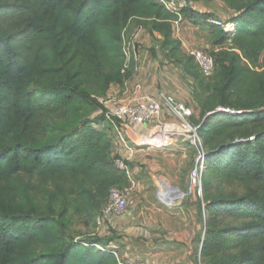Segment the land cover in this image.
Instances as JSON below:
<instances>
[{
  "label": "trees",
  "instance_id": "16d2710c",
  "mask_svg": "<svg viewBox=\"0 0 264 264\" xmlns=\"http://www.w3.org/2000/svg\"><path fill=\"white\" fill-rule=\"evenodd\" d=\"M223 1L229 21L193 6L180 13L212 37L207 80L174 38L178 16L156 0H0V264H120L107 242L71 239L69 229L128 183L98 112L131 78L124 36L133 22L160 34L163 53L194 81L206 154L201 263L264 264V130L253 131L264 124V0ZM215 181L244 193H213Z\"/></svg>",
  "mask_w": 264,
  "mask_h": 264
},
{
  "label": "rangeland",
  "instance_id": "374dc122",
  "mask_svg": "<svg viewBox=\"0 0 264 264\" xmlns=\"http://www.w3.org/2000/svg\"><path fill=\"white\" fill-rule=\"evenodd\" d=\"M190 3L191 5L195 4L192 6H194L196 9L201 10L202 12H207L209 10L213 11L221 20L229 21L232 15H234V11L231 10L228 4L223 0H190ZM138 27L139 26L136 25L134 22L131 23L128 31L125 34V49L126 52L130 55V57L132 56L131 51H133V47L130 46V41L137 32ZM202 35H204L203 30H198L196 27L192 26L186 21L181 24L179 31L174 32V38L177 41H180L181 43H188L187 46L184 47L186 51L188 49H194L198 47V45L195 44V41L198 40V38H201ZM147 38L148 39L144 42H138V38L136 48H138L140 53L142 51H145V55L146 52H148L151 56V59L148 58V60L150 62H155V66L156 64L158 65L156 77L159 80L164 79L166 77H170L172 80L179 81L180 84L177 83L179 88H182L183 84L187 85L188 87H191L190 81L194 85V81L190 77H187V75L181 71V68L178 67L177 64H175L170 58L166 57V55L163 53L160 47L161 39L149 35L147 36ZM147 41L150 43H147ZM157 49L159 51H157ZM205 50L211 52L213 50V45L211 46V48H206ZM144 54H140L141 61H138L134 58H130L129 72L131 74L130 79L132 82H139L141 80L139 71L141 66L147 59V57L143 58ZM212 75L206 77V79H211ZM129 84L130 86H132L136 83ZM186 92L190 95V97H192V104L190 107L193 109L194 116L191 119V123L195 125L194 123L196 121L201 120L202 113L195 100L194 90H188ZM162 121L167 125L171 123H180L179 120L169 115L163 117ZM149 125L154 126L155 123H151ZM260 130H264V124L259 128L253 129V131ZM169 143L170 146L161 147L165 150L164 152L155 151V153H150L147 159H145L146 154H144L143 160H145V164L142 160V171L134 175L131 172L132 182L135 183L141 179L144 182V186L141 192L135 191V186V189L132 194L133 200L131 206L138 212H141V210L145 211L144 217L140 216L139 214L136 215L134 218V221L137 222V224H141L142 226L144 224L148 225L151 222H155L156 225L161 226L162 222H164L165 218H163L162 216H158V214L152 213L154 209L161 208L173 212L175 211L174 215L172 214V222L174 221L175 223V226L172 228L174 233L170 232L169 230H165L162 227L161 229L165 230L164 233H155L154 231L153 234L151 232V234H146L142 236L135 235L137 238L134 237V235L132 236L131 234L126 235L124 229L128 227L127 225L131 223V220L126 217V214L131 210V207L129 205L127 213L123 217L101 219L103 207H100L92 215L85 214L82 216H73L72 224L69 229V237L71 239H79L85 241L100 239L104 242H107L108 245H133L141 243H155V245H158V242L162 241L165 237L168 236V238H170V236H173L175 238L174 242L169 241L165 245H197L198 247L195 249L198 258L197 261L198 264H202L200 252L202 248V240L204 238V233L206 230V216L202 206V182L201 185H199L198 182L194 184L191 179L193 171L196 167L198 149L194 145H192L189 139L183 136H181L177 140L172 139ZM170 149L174 150L170 151ZM164 153H166V155H163ZM117 155L120 157L118 151L113 153L114 157H117ZM127 163L130 169H132L133 164L131 160L127 161ZM17 179L28 182L34 187L39 186V181L36 178H32L26 175H19ZM161 179H164L166 183L165 188L167 189L169 195L171 194L172 196H176L177 194H179L177 189L174 188L178 187L184 193V196L171 204H169L167 201H164L159 196L161 192L159 185L164 183V181L160 182ZM128 185L130 186L129 182L126 184V186ZM234 191L238 193H244V188L238 186L231 187L228 185L220 184L216 181L213 182V193H230ZM177 209L178 212H180V215L177 214ZM151 215L153 221L150 220ZM193 218H196L195 221H193ZM114 219L115 221H112ZM229 222H232L230 218L221 217V219L217 223L227 224ZM192 225L196 226L197 233L194 235H192L191 232ZM132 240L134 241V243ZM112 249L119 252L121 263L126 264L127 262H125V258L123 257V254H121L120 250H118L117 246Z\"/></svg>",
  "mask_w": 264,
  "mask_h": 264
},
{
  "label": "built area",
  "instance_id": "2783aa9c",
  "mask_svg": "<svg viewBox=\"0 0 264 264\" xmlns=\"http://www.w3.org/2000/svg\"><path fill=\"white\" fill-rule=\"evenodd\" d=\"M157 3L163 5L167 10L178 16V19L172 22L173 31L177 32L181 24L184 22L181 17L183 8L190 6L189 0H156ZM216 25L223 26L225 30H229V25H222V22L213 21ZM144 28L138 27L137 32L130 41L132 46V56L126 52V39L124 36V49L127 57L126 65L123 73L129 71L130 58L136 59L139 55V50L136 48L137 39L143 33ZM188 55L191 56L200 73L204 77H209L214 71V58L211 52L197 49L190 50ZM144 88L141 83H136L130 86L129 80L124 86L113 85L108 94L100 99L104 110H99L103 113L107 121L111 124L110 135L113 140L114 151H117L118 146L130 147L131 145L142 147H167L171 140H177L181 136L190 140L192 145L198 149L196 159V167L193 171L191 179L194 184L197 182L201 185L202 173L205 168V151L202 146L201 139L198 135V127L191 123L194 116L193 109L187 103L175 98L172 95H163L162 102L156 100L151 95L144 94ZM229 114L238 113L231 109H218ZM169 116L179 120L180 123L165 124L162 119L164 112ZM155 123L154 131L144 133L146 126ZM170 126L171 128L167 127ZM127 132H130V137ZM163 138V139H160ZM254 137L249 138V141H254ZM169 141V142H168ZM132 159L131 155L120 158L117 155L115 164L117 168L124 173L130 186H116L110 190L108 200L102 209L101 219H110L112 217H123L129 207V199L132 197L135 189V183L131 179V169L127 163ZM100 219V220H101ZM99 250H105L104 247L97 245ZM119 263H121L119 252L111 249Z\"/></svg>",
  "mask_w": 264,
  "mask_h": 264
},
{
  "label": "crops",
  "instance_id": "0c3cea01",
  "mask_svg": "<svg viewBox=\"0 0 264 264\" xmlns=\"http://www.w3.org/2000/svg\"><path fill=\"white\" fill-rule=\"evenodd\" d=\"M192 5H195V4H192ZM192 5L190 3V6H192ZM197 10L202 12L199 9H197ZM203 13H212V14L216 15V13H214L213 11H210V10L207 12H203ZM197 29L199 30L200 28H197ZM200 30H203V29H200ZM147 34L149 36H151L147 30L143 31V33L141 34V36L138 39V42L146 41L148 39ZM203 34L204 35H202L201 38H198V40L195 41L196 42L195 44L198 45V47H196L194 49L192 48V49H188L186 51L184 47H186L188 43L187 42L182 43L183 52L188 55V52L190 50H197V49L205 50L206 48H211L212 37H211L210 33L207 30H203ZM154 36L163 40V37L160 34L155 33ZM147 43H150V42L147 41ZM157 51H159V50L157 49ZM144 53H145V51H142L141 53L139 51V55L136 58V60L141 61V55L140 54H144ZM145 57H147V59L144 62V64L141 66L140 71H139L140 72L139 74L141 76V80H140L141 82L140 81L139 82H132L131 79H129V83H142L143 88H144L143 93L147 94V95H151L152 97H154L158 101L162 102V96L167 94V95H172L175 98H177L183 102H186L187 105L191 106L192 97H190V95L186 91L194 90L193 83H191V81H190L191 87H188L187 85L183 84L182 85L183 87L179 88V86L177 85V83L180 84L179 81L172 80L170 77H166L164 79L159 80L156 77L158 65L156 64V66H155V62H150L148 60V58L151 59L150 58L151 56L149 55L148 52H146V55L144 54L143 58H145ZM166 115H168V113L165 111L164 117ZM168 128H171V127L168 126L167 129ZM153 131H154L153 125H148V126H146V130L144 131V133H149V132L151 133ZM127 134L130 137L131 133L127 132ZM171 150H174V149H170V151ZM117 151L119 152V155L122 158L127 157L128 155H131V157H132L131 162L133 164L131 172L134 175V174H138V172L142 171L141 165L143 164L142 160H143L144 154H146L145 159H147V157L150 153H153V152L155 153V151L164 152L165 150L162 149L161 147H142V146L131 145L128 148L123 147V146H118ZM163 155H166V153H164ZM143 161L145 164V160H143ZM163 184L166 185L165 181ZM135 186H136L135 191L141 192L143 189V186H144V182L142 181V179L135 182ZM171 187H174V186H171ZM160 189H161V186H160ZM177 191L179 192V194H177L176 196L167 195L168 196L167 197L165 195V198H162V190H161L159 196L164 201H167L169 204H171L174 201L179 200L180 198H182L184 196V193L180 189L179 190L177 189ZM132 200H133V197H131L129 199V205L131 207V210L126 214V217L131 220L130 221L131 223L129 225H127L128 227H126L124 229V232L126 233V235L131 234L132 236L134 235V237H136L135 235L142 236V235H146V234H151V232L153 234L154 231H155V233H164L165 230H169L170 232L174 233L172 228L175 226V223H174V221L172 222V220H173L172 216L174 215L175 211L173 212V211H169V210L161 209V208L160 209H154L152 211V213L158 214V216H162L163 218H165L164 222H162L161 226L156 225L155 222L154 223L151 222L148 225L144 224L142 226L139 223L137 224V222L134 221L135 220L134 218L136 215H139V214H140V216L144 217L145 211L141 210V212H138L137 210H135L131 206ZM177 214L180 215V212H178V209H177ZM195 219L193 218V221H195ZM150 220L153 221L152 215L150 217ZM112 221H115V219ZM127 224H128V222H127ZM162 227L165 230H162L161 229ZM191 228H192V230H191L192 235L196 234L197 233L196 232V226L192 225ZM125 240H126V238H125ZM174 240H175V238L173 236H170V238H168V236H167L162 241H159L158 245H155V243H148V244H142L141 243V244H133V245H107V248L112 249V248H115V246H117L118 250H120L121 254H123V257L125 258V262H127L126 264H198V261H197L198 258H197V254L195 252V249L198 246L197 245H165L169 241L174 242ZM133 243H134V241H133ZM159 244H161V245H159Z\"/></svg>",
  "mask_w": 264,
  "mask_h": 264
},
{
  "label": "bare ground",
  "instance_id": "6f19581e",
  "mask_svg": "<svg viewBox=\"0 0 264 264\" xmlns=\"http://www.w3.org/2000/svg\"><path fill=\"white\" fill-rule=\"evenodd\" d=\"M228 28L231 29L232 26H228ZM160 139H163V138H160ZM163 140H164V139H163ZM161 181H164V179H161L160 182H161ZM160 186H161V190H162V198H165V195L167 196V195H169V193H168L167 189L165 188V185H164V184H161ZM170 195H171V194H170ZM167 197H168V196H167Z\"/></svg>",
  "mask_w": 264,
  "mask_h": 264
},
{
  "label": "water",
  "instance_id": "95a60500",
  "mask_svg": "<svg viewBox=\"0 0 264 264\" xmlns=\"http://www.w3.org/2000/svg\"><path fill=\"white\" fill-rule=\"evenodd\" d=\"M175 188L179 190V188H178V187H175Z\"/></svg>",
  "mask_w": 264,
  "mask_h": 264
}]
</instances>
